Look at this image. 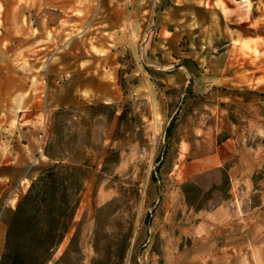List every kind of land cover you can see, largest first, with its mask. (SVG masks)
<instances>
[{
    "label": "rangeland",
    "instance_id": "obj_1",
    "mask_svg": "<svg viewBox=\"0 0 264 264\" xmlns=\"http://www.w3.org/2000/svg\"><path fill=\"white\" fill-rule=\"evenodd\" d=\"M17 2L0 40V257L55 163L45 149L69 140L86 176L47 264L72 238L67 264H264V0H138L131 19L129 0H86L78 34Z\"/></svg>",
    "mask_w": 264,
    "mask_h": 264
},
{
    "label": "trees",
    "instance_id": "obj_2",
    "mask_svg": "<svg viewBox=\"0 0 264 264\" xmlns=\"http://www.w3.org/2000/svg\"><path fill=\"white\" fill-rule=\"evenodd\" d=\"M70 110L73 107L58 111L56 116L66 121ZM69 142L45 149L55 163L39 172L11 212L0 264H47L68 233L86 176L84 164L64 162L75 158ZM72 243L74 238L55 264H67ZM72 253L73 260L79 262V247Z\"/></svg>",
    "mask_w": 264,
    "mask_h": 264
},
{
    "label": "crops",
    "instance_id": "obj_3",
    "mask_svg": "<svg viewBox=\"0 0 264 264\" xmlns=\"http://www.w3.org/2000/svg\"><path fill=\"white\" fill-rule=\"evenodd\" d=\"M113 4L114 10L118 11V3H123V0H114ZM46 6L49 8L46 10L52 17L46 18V27L48 28H58L59 23H63L61 30L64 32H70L73 30L75 33L85 32L86 27L84 26L85 14H86V0H42ZM138 0H129L126 4L125 14L128 19H131L135 13V6ZM112 4V3H111ZM0 6L3 7V14L1 15V25H0V40L11 39L15 37L16 27V14L14 12L15 7L18 6L17 0H0ZM121 10L123 6H121ZM140 7V5H137ZM144 9V5L141 6ZM54 18V19H50ZM73 22V24H71ZM81 26V28H80ZM44 29V27H42ZM64 36V34H63ZM9 53L8 50L0 49V55Z\"/></svg>",
    "mask_w": 264,
    "mask_h": 264
},
{
    "label": "built area",
    "instance_id": "obj_4",
    "mask_svg": "<svg viewBox=\"0 0 264 264\" xmlns=\"http://www.w3.org/2000/svg\"><path fill=\"white\" fill-rule=\"evenodd\" d=\"M246 0H241V2H245Z\"/></svg>",
    "mask_w": 264,
    "mask_h": 264
}]
</instances>
